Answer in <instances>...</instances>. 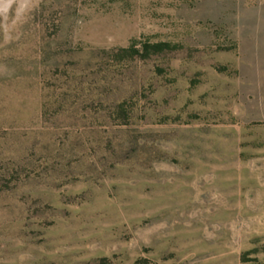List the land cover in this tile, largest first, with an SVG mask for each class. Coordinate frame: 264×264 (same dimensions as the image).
<instances>
[{
	"label": "rangeland",
	"instance_id": "1",
	"mask_svg": "<svg viewBox=\"0 0 264 264\" xmlns=\"http://www.w3.org/2000/svg\"><path fill=\"white\" fill-rule=\"evenodd\" d=\"M0 264H264V0H0Z\"/></svg>",
	"mask_w": 264,
	"mask_h": 264
}]
</instances>
